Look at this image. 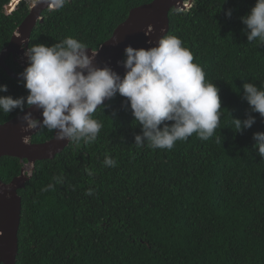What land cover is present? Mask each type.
<instances>
[{"label":"trees","instance_id":"trees-1","mask_svg":"<svg viewBox=\"0 0 264 264\" xmlns=\"http://www.w3.org/2000/svg\"><path fill=\"white\" fill-rule=\"evenodd\" d=\"M151 1L69 0L42 12L28 47L72 36L96 51L131 9ZM191 1L190 8L169 12L166 35L182 40L219 89L221 119L213 136L203 141L194 133L172 150L137 147L141 128L116 94L92 114L103 125L95 142H69L53 160L36 162L18 191L16 264H264V158L253 148L264 119L242 98L244 83L264 86V43L248 42L240 20L255 0ZM11 2L0 0V52L29 12L25 1L7 10ZM6 64L22 72L11 57ZM0 84L8 89L0 95H27L23 81L2 68ZM20 113H0V125ZM248 114L255 123L235 132L232 118ZM53 133L41 128L31 142H48ZM105 155L117 166L105 167ZM22 167L3 157L0 180L11 182ZM49 184L51 190L41 191Z\"/></svg>","mask_w":264,"mask_h":264},{"label":"clouds","instance_id":"clouds-1","mask_svg":"<svg viewBox=\"0 0 264 264\" xmlns=\"http://www.w3.org/2000/svg\"><path fill=\"white\" fill-rule=\"evenodd\" d=\"M50 2L59 10L69 0ZM231 14L230 9L225 11L227 17ZM240 20L246 27L248 42L258 39L264 43V0H255ZM88 50L85 43L72 36L50 46L38 43L27 47L23 53L27 66L18 73L27 95H0V113L8 115L18 110L23 113L22 129L46 128L54 131L59 141L90 144L103 127L92 114L105 100L119 94L141 128V134L134 136L137 147L146 144L150 149L172 150L177 141H185L194 133L203 141L213 136L221 119L219 89L206 81L202 67L193 62L192 52L180 38L164 35L154 46H126L125 58L118 61L125 69L123 76L107 63L96 66L93 61L97 53L88 54ZM242 87V98L250 113L264 119V86L248 82ZM7 91V85L0 84V93ZM26 108L38 110L42 119L34 118ZM232 121L239 133L251 128L255 117L248 114L243 120ZM253 140V148L264 158V132L253 133ZM103 163L105 167L117 166L109 155ZM85 171L94 174L90 169ZM53 187L49 184L41 191ZM93 191L90 188L86 194L92 195Z\"/></svg>","mask_w":264,"mask_h":264},{"label":"water","instance_id":"water-1","mask_svg":"<svg viewBox=\"0 0 264 264\" xmlns=\"http://www.w3.org/2000/svg\"><path fill=\"white\" fill-rule=\"evenodd\" d=\"M26 0H12L6 9L16 6ZM191 0H153L148 4L135 7L129 11L127 18L120 23L96 51L88 50V54H96L94 64L104 66L108 64L119 75L123 76L125 69L118 64L124 58V48H147L154 46L155 42L168 33L169 12L183 11L190 8ZM50 0L28 1L29 12L21 24L12 34L9 44L0 52V68L8 77L22 81L18 74L12 72L6 60L12 58L22 69L26 65L24 50L28 47L31 33L37 23H42V12L51 8ZM23 42V43H22ZM149 42H152L149 44ZM109 99L105 100L104 105ZM31 111L34 118L42 119L40 112L35 108L25 109ZM20 113L8 122L0 125V160L3 157L18 159L23 167L19 177L9 183L0 180V264H16L18 254V230L21 219V198L18 191L32 177L36 162L53 160L55 156L64 151L68 145L67 140L59 141L56 133L51 140L41 144H34L31 138L41 130H30L21 127Z\"/></svg>","mask_w":264,"mask_h":264},{"label":"rangeland","instance_id":"rangeland-1","mask_svg":"<svg viewBox=\"0 0 264 264\" xmlns=\"http://www.w3.org/2000/svg\"><path fill=\"white\" fill-rule=\"evenodd\" d=\"M28 3V1H26Z\"/></svg>","mask_w":264,"mask_h":264},{"label":"bare ground","instance_id":"bare-ground-1","mask_svg":"<svg viewBox=\"0 0 264 264\" xmlns=\"http://www.w3.org/2000/svg\"><path fill=\"white\" fill-rule=\"evenodd\" d=\"M30 2H32V1H30Z\"/></svg>","mask_w":264,"mask_h":264}]
</instances>
